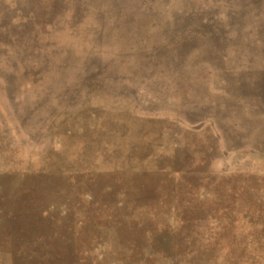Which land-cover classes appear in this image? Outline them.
Instances as JSON below:
<instances>
[{"label": "rangeland", "instance_id": "rangeland-1", "mask_svg": "<svg viewBox=\"0 0 264 264\" xmlns=\"http://www.w3.org/2000/svg\"><path fill=\"white\" fill-rule=\"evenodd\" d=\"M0 264H264V0H0Z\"/></svg>", "mask_w": 264, "mask_h": 264}]
</instances>
